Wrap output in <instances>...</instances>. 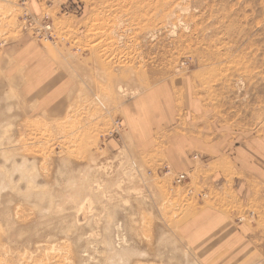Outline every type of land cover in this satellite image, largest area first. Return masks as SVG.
I'll list each match as a JSON object with an SVG mask.
<instances>
[{
	"label": "rangeland",
	"instance_id": "1",
	"mask_svg": "<svg viewBox=\"0 0 264 264\" xmlns=\"http://www.w3.org/2000/svg\"><path fill=\"white\" fill-rule=\"evenodd\" d=\"M26 4L54 36L37 40L25 6L0 0V264H206L179 226L207 193L173 171L160 137L142 151L115 131L138 96L168 90L176 114L196 102L211 136L264 137V0ZM241 207L220 209L251 228L247 248L218 263L264 264V207Z\"/></svg>",
	"mask_w": 264,
	"mask_h": 264
},
{
	"label": "crops",
	"instance_id": "2",
	"mask_svg": "<svg viewBox=\"0 0 264 264\" xmlns=\"http://www.w3.org/2000/svg\"><path fill=\"white\" fill-rule=\"evenodd\" d=\"M21 57L28 62H37L40 51L28 46ZM167 93L168 90H151L138 96L128 107L135 111L122 122L119 119L115 133L127 130L137 149L142 151L163 142L167 162L173 171L187 172L185 185L207 193L201 208L180 224V235L206 264L214 260L213 264H220L219 258L225 259L231 254L234 255L230 258H237L247 248L252 231L247 224L235 221L236 212L228 215L220 207L228 203L264 207V137L230 142L221 133L211 136L203 129L205 121H193L195 114L202 119L198 107L194 108L196 102L193 99L186 98L179 115L172 93ZM176 115L177 120H174ZM179 123L185 124L180 130L175 128ZM154 136L157 142L160 138L163 141L154 143ZM193 152L197 158L191 157ZM206 199L216 207L207 206Z\"/></svg>",
	"mask_w": 264,
	"mask_h": 264
},
{
	"label": "built area",
	"instance_id": "3",
	"mask_svg": "<svg viewBox=\"0 0 264 264\" xmlns=\"http://www.w3.org/2000/svg\"><path fill=\"white\" fill-rule=\"evenodd\" d=\"M25 6V10L20 15L21 25L26 30H30L32 35L37 40L49 41L53 38V26L51 22V16L45 12L40 16L31 14L27 9V0H17ZM185 179V174H180L177 178L178 182Z\"/></svg>",
	"mask_w": 264,
	"mask_h": 264
}]
</instances>
